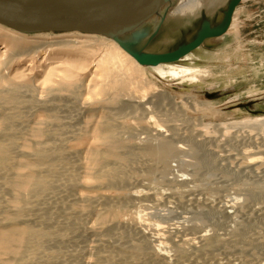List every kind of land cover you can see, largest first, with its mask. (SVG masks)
<instances>
[{"label":"rangeland","instance_id":"374dc122","mask_svg":"<svg viewBox=\"0 0 264 264\" xmlns=\"http://www.w3.org/2000/svg\"><path fill=\"white\" fill-rule=\"evenodd\" d=\"M225 9L223 8L222 10L223 14ZM236 10L235 26L238 29L237 32L232 30L233 32L231 31L220 37L217 42L196 48L193 50L194 59L192 61H184L186 64L206 70L205 72L208 75H205L202 79L182 81L181 78L172 76L161 77L156 74L153 69L148 67L145 71L146 74H144L146 78H142L144 77L142 76L139 78L140 80H134L135 83H133V87L138 86L137 90L136 88H129L122 91L119 94L120 97L118 95L119 99L115 104L110 103V100L115 96L116 89L104 87L106 80L99 73L95 72L96 63H91L92 59H88L79 66L58 61L54 64L56 66L54 69L48 70L46 67L47 63L44 61L41 54H37V57L32 59L31 56L33 53H26L20 58L15 59L12 64L5 65L6 67L4 66V69H1L3 66L0 67V75L3 76L4 73L6 75H4L6 80L4 82L0 81L1 89L4 91L6 89V91H8L11 84H25L21 87L22 89L20 88V103L14 105V103L11 102L14 106L9 103L8 100H1L3 104L0 103V116L2 114L13 116L15 113L14 116L17 114L16 118L20 120L19 122L16 120L17 122L15 124V127L19 130L18 135H16L19 143L18 151H29L31 149L28 147L30 143L33 144L34 140L36 141V139H39L35 137V134H33L35 135L34 137L32 136L34 129L32 126H35V124L38 125L40 122L46 123L50 121L51 112H55L58 118L66 120L68 118H76L75 121L79 123L77 127H80L77 128L74 126L73 129L75 128L76 131L80 129L83 130L77 131L79 133L78 135H71L69 133L71 136L68 135L72 137V139L69 137V141L67 140L66 142L67 146L65 145L64 149L69 154L71 153L69 151H72L71 154H74V148L78 149V152L75 153L76 157L70 154L71 158H68H70L69 161L71 164L74 162L73 164H79L78 166H81L79 167V176L85 183L95 181L93 178L94 176L91 174L93 171L90 170V172L92 171L90 173V168H88L90 163V159H88L90 152L88 151L104 147L102 143L100 144V140L94 136L96 134V127H98L100 119L103 120L106 115L112 113L111 111L113 110L116 122L119 121V123H123V130L120 131L121 133L119 132V134H122L121 139L128 141V143L131 142V145L138 146V144H141V146H143V143L145 144L144 139L147 141L150 136L154 135L153 132L155 133V130L152 128L156 125L157 120L159 124H163L162 128L165 130L164 134L167 133L166 135L172 137V141L174 140L175 144L182 146L183 150L170 160L169 169L166 174H163L165 178L161 176V173H156V176H154L155 182L152 181L149 183L148 180H143L144 182L135 181V184L133 183L134 185L128 186L129 189L125 187V190L117 187H103L98 189L99 192L111 195L114 198L113 204H117V202L120 204L115 205L116 207L119 206L117 209L113 205H110L111 207L105 206L106 209L103 207L104 205H101L102 207H98L96 211H92L89 214L90 216H88L87 220L86 216L84 218L85 220L82 221L84 226L88 224L98 227L99 225L98 228L101 230L105 227L103 226L101 228V225L106 224V226H108L110 224L109 226H114L115 224L111 234L116 231L115 235L117 236L107 232L106 234L110 236L107 238V235L103 232L106 235L105 244L107 243L105 250H109L112 246V250H118L121 248L120 244L122 246L123 243L126 242L124 244L125 246L130 243L129 241L136 239L137 236L139 237L140 228L137 226L135 219L141 217L142 221L146 224L144 225L143 223L141 227L147 231L146 233L149 231V234H151L154 228L159 227L166 229L165 233L171 236L173 241H171V243L169 242L170 246L168 245L167 247V252L171 258L170 264H264V234H261L264 233V190L261 191V193L253 189L254 185L255 188L256 185H264V164L259 165L250 162L254 157L257 159L259 157H264V130L257 128L250 129L247 124H245L246 126L243 125L244 123L225 126L232 121L244 120L246 117L250 118L256 115H264V0H242L236 7ZM204 19H208L213 25H217L221 22L222 17L212 19L207 15L192 21H179L168 17L166 12L157 34L147 44L143 46L140 45V47L147 52H165L172 50L192 37L202 26ZM52 34L58 33L53 32ZM90 55L93 56L92 58L95 56L98 58H105L107 53L105 48H100L94 54L91 52ZM65 68L72 70L75 75V85L71 90L62 83L61 75ZM148 82H150V84ZM143 85H145V87H143ZM102 87H104L105 90ZM156 91H160V94L157 95ZM162 96H164L163 99H161ZM43 100L47 103L42 102ZM29 101L33 102L31 103ZM41 102L42 104H40ZM138 103L142 105L139 107V114L135 113L133 110L134 106ZM20 108L22 109L20 110ZM16 111L19 112L16 113ZM115 114L117 116H115ZM150 114L151 116L154 115V119L147 120L150 119ZM168 114H170L172 119H166ZM23 116L24 118H22ZM143 116L145 117L143 118ZM248 118H246V120ZM41 124L42 123H40L39 126ZM44 125V127H46V124ZM213 126H215V129ZM40 127H43V125ZM211 129L213 130L211 131ZM2 134L3 133H1L0 136H2ZM201 134L206 135L207 138H201ZM3 135L5 136V134ZM4 136H2V139H4ZM195 136H199L198 140ZM5 137V139H7L8 136ZM139 140L144 142L140 143ZM260 147L263 151L259 150ZM19 158L21 159L22 157ZM143 159L144 158H142L141 161H143ZM20 166L25 167L22 165ZM25 168H23V171ZM196 168H198V170ZM5 172L4 170L3 173ZM138 172L143 174L141 169L138 170ZM88 173H90V175ZM166 177H168L167 179H173L174 177L185 179L186 184L184 183L185 186L183 184L182 187H180L181 192L179 191L180 189L177 191L174 190V188H176L174 185H172L171 188L172 183L170 184L169 182L170 185L167 184L168 181H166ZM55 184L57 188H55V192H51V195L47 193L48 197L46 194L43 195H46L45 199L46 201L48 200L47 204L42 205V207L40 205L39 208L41 212L38 208L39 210H33L35 211L34 213L55 211V209L57 211L58 208L55 207L57 206L55 204L58 203L60 206V203L55 195L59 197L60 194L63 195L66 191H64L65 188L63 186L61 187L60 183L57 181H55ZM135 189H139L141 195L139 198L140 200L137 198L134 199V201L136 200L134 202L126 198V193L134 191ZM11 190L13 189H11L10 185L0 178V193L2 194H0V199L1 203L5 205L4 207L8 210L11 209V204L14 206L11 199L14 190ZM80 191H82V189ZM146 191H149L148 195L144 193ZM82 192H87V189H83ZM119 197L123 202L118 199ZM9 198L10 200H7ZM51 198L55 199L53 201L55 206H52V202L48 203L52 201ZM119 200L122 203H120ZM5 201L7 202L6 204H4ZM127 201L129 202L127 203ZM233 202L238 203L235 204L236 207L233 206V208L224 209ZM48 204H50L52 208L50 205L48 207ZM45 208L49 210H45ZM111 208L114 212L108 211V209L110 210ZM114 208L117 212L119 210L121 212L115 215L116 210ZM3 212L4 211L1 212L0 217H4L7 210L5 213ZM34 213L30 212L27 216L34 217ZM101 219L102 221L104 219L105 223L101 222ZM33 220V224H40V220L35 218H33ZM199 224H201V227ZM208 224H210V226ZM240 224L246 226L244 229L246 235L254 234V237L256 236V243L252 248L248 247L244 250L242 249V251L241 247L240 249L237 247L239 245L236 246L235 244L234 246L233 243L230 242V244L235 247L233 249V246H231L228 241L229 247L226 246L227 244L225 243L226 245L220 244L217 245L218 247L214 246L206 250V248L202 249L201 243L198 241L193 242L194 245L192 243V245L184 243L183 241L187 236L192 237L194 235V237H196L201 232L207 233L208 237L228 239L229 237L225 236H228L229 233V236H231V231ZM100 229L98 232L103 234ZM121 229L124 233H122L123 231ZM120 232L121 234L118 236ZM126 232L131 235L130 238L128 234L127 238H133L132 240H121L125 234H127ZM258 232L261 235L260 237L257 236L259 235ZM70 234L66 237L68 239L64 238L63 240H56L55 243H48L47 248L53 251L46 252L55 254V256L50 255L52 256V258H50L51 261L54 258L53 261L59 262L57 264H65L66 262L69 264H95L94 256L96 255L94 253L97 254L96 250L98 248L97 246L94 247L92 243L94 242V237L99 234L95 233V235L92 232L83 230H77V232L72 233L73 235ZM111 236H115V239ZM182 237L184 238L181 239ZM178 239H181L180 241L183 242L182 244L188 245H185L186 247L183 245L186 249L185 253L181 255L177 254V252L175 254L174 252L176 249L173 248L174 245V247L177 246L175 244L176 242H180ZM257 239L260 240L257 241ZM117 240H119L120 243ZM197 242L200 245H198ZM171 244L174 245L171 246ZM196 244L199 246L198 248ZM199 248L201 250H199ZM0 258L9 262V257L7 255L3 254ZM60 258H63L64 260L62 261L65 263L61 262ZM50 259L49 261H44V264H56L53 261L52 263ZM0 262L4 261L1 260Z\"/></svg>","mask_w":264,"mask_h":264},{"label":"bare ground","instance_id":"6f19581e","mask_svg":"<svg viewBox=\"0 0 264 264\" xmlns=\"http://www.w3.org/2000/svg\"><path fill=\"white\" fill-rule=\"evenodd\" d=\"M173 1L174 2L171 4L170 8L167 11L168 17H170L171 19H174V20H179V21H184V20L185 21H192L194 19L201 18V17L207 16V15L210 16L212 19H216V18H220V17L223 18L224 14H223L222 10H223V8L225 9L229 0H173ZM236 15H237V10L235 9L231 25L225 34L231 32L232 30L234 32H237L238 29L235 26L236 25L235 24ZM157 17L158 16H156L154 18L155 20H153V21L156 22L158 19ZM153 21H152V25L149 27V31H153L156 28V24H153ZM211 25H213V24L211 23ZM52 33H53V31H45V32H37V33H25V32H21V31H18L16 29H13L11 27L5 26L3 24H0V45H1L0 46V67L3 66V68H1V69H4L6 67L5 65L12 64V62L15 59L20 58L22 55H24L26 53H33L31 56L32 59H35L37 57L36 56L37 54H41L44 61L47 63L46 67L48 70L54 69L56 67L54 64L58 61H62L63 63L72 64L74 66H79V65L83 64L84 62H86L88 59H92L91 63L92 62L96 63L95 72L99 73L106 80V83L105 82H104L105 84L103 83L104 87L116 89L115 96L113 95L114 97H112V99L110 100V103H112V104L117 103L116 101L119 99V97H120L119 94L122 91L129 89V88H131V89L136 88V90H137L138 86L133 87L134 86L133 83H135L134 80L135 79L140 80L139 78L144 76V74H146L145 71H146V68H148V67L153 69V71L156 72V74H158L161 77L172 76L175 78H181L182 81L183 80L192 81V80H196L199 78L202 79L205 77V75H208L205 72L206 70L184 63V61L187 62V60L192 61L194 59L193 58L194 57L193 51L185 54L184 56H182L180 59H178L176 61L161 62V63L156 64V65H143V64H140L130 53H128L113 38L106 37V36L99 35V34H89V33H82V32H78V31H68V32H61V33L60 32H54V33H58V34H52ZM224 35H222V36H224ZM222 36L209 37L202 43L201 46L213 44L214 42H217L218 39ZM100 48H105L106 53H107L106 57L105 58H102V57L98 58L95 56L94 58H92L93 56L90 55L91 52H93V54H94ZM4 75H5V73H4ZM4 75L3 76L0 75V81L1 82H4L6 80ZM154 76H156V75H154ZM61 78H62V83L64 85L68 86L69 90H71V88H74L75 75H74V72L72 70L67 69V68L63 69V74L61 75ZM142 78H146V77L144 76ZM164 80H165V78H164ZM164 80H162V81H164ZM1 82H0V86H1ZM148 83L150 84V82H148ZM103 84H102V86H103ZM24 85L25 84H23V83L22 84L21 83L11 84L10 89L7 88L8 91H6L5 88H4L5 91L0 88V103H2L1 100H5V101L8 100L9 103L12 102V103H14V105L16 103H20L21 102V101L19 102L20 90L22 89L21 87H23ZM149 86H151V85H149ZM104 87H102V88L105 90ZM143 87H145V85H143ZM154 88H156V87H154ZM97 89H99V88H97ZM159 92H157V95L160 94ZM163 93H164V90H163ZM118 95H119V97H118ZM75 97H77V96H75ZM163 97L164 96H162L161 99H163ZM29 102H31V101H29ZM42 102H44V100ZM42 102L40 104H42ZM44 103H47V102L45 101ZM29 105H30V103H29ZM140 106H142L141 103H138L137 105L134 106L133 110L135 111V113L139 114V112H140L139 107ZM12 108H14V107H12ZM21 109L22 108H20V110ZM17 112H19V111H16V113ZM111 112L112 113H108L107 115L105 114L106 117L104 116L105 118L103 120L100 119V122H98V127H96L97 129L95 130L96 134L94 136H96L100 140L99 141L100 144L102 143V145L104 147L103 148H95L92 151H90V150L88 151V152H90L89 158H88V159H90V163L88 165V168H90L89 172H90V170L93 171V173H91L92 171L90 173L94 176L93 178L95 179V181H93L91 183H85L84 181H82L80 179L79 167H81V166H78L79 164H73L74 162L71 164L69 159L71 158L70 154L72 153V151H69V152H71L69 154L64 149V146L67 144L66 142L69 139V137L71 135H74V134L78 135L79 133L77 131L83 130V129H80V130L76 131L75 128L73 129L74 126L77 127V124H79L78 121H75L76 118L73 119V118H68L66 116L69 119V120L68 119L66 120V119L58 118L55 112H51V114H50L51 120L50 121H48L46 123L40 122V123H42L41 125H43V127H40L41 125L39 126L40 123L38 125L35 124V126L36 125L38 126V127L36 126V128H35V126H32V128H34L32 136L34 137L36 135L35 137L39 138V139L38 140L36 139V141L34 140L33 144L30 143V145L28 147H30L31 149L29 151H22V150L18 151L19 143H18V140H17L18 138L16 135H18L19 130L15 127V124L17 122L16 120H18V122L20 120L16 118L17 114H16V116H14L15 113L13 114V116H11L9 114H2L1 115L2 117L0 116V132L5 134V136H8L7 139H5L6 137L3 134H2V136H4V139H2V136H0V178L3 179V181H5V183L9 184L11 189L14 190L12 198L11 197L10 198L12 199V202L14 203V206H15V208H14V206L11 204L12 202L10 201L11 202L10 204L14 209L12 207H10L11 209L8 210L6 207H4L5 205H3L1 203V199H0V216H1L2 211H4L3 213H5V211L7 210V213H5V216L3 215L4 217H0V257L3 254L7 255L9 257L8 258L9 262H7V260H4L3 258L2 259L0 258V261L1 260L4 261V262H0V264H39V263L44 264V261L45 262L47 260L49 261V259L52 258V256H50V255L55 256L54 253L50 254V253L46 252V251H53V250H50L49 248H47L48 243H50V242L55 243L56 240H63L64 238L69 236L70 233L72 234L73 232H77V230H83L86 232L89 231V232H92L94 234L95 233L99 234V235L94 237V239H93L94 242L92 243L94 247L97 246V248H98L96 250L97 254L94 253L96 255V256H94L95 257L94 258L95 264H170L171 263V261H170L171 258L167 252V250H168L167 247H168V245L170 246L169 242L171 243V241H173L171 236L169 234L167 235L165 233L166 229L159 228V227H156V228L153 227L154 229L152 230L153 232L151 234H149L150 233L149 231H148V233H146L147 231L142 229L143 227H141L144 223L142 221L141 217H137L135 219L137 226L140 228L139 237L137 236V238H136L135 237L136 235H135L134 237L136 239L132 238L133 239L132 240V239H130L131 235L126 232L127 234H125V236H124L126 238L123 237L122 239L121 238L120 239L122 241H124L126 239H130L132 241H129L130 243L125 245V246H124V244L126 242L125 243L121 242V243H123V245L121 246V244H120L121 248L118 250L117 249L112 250L113 246L109 250H107V249L105 250V248H106L105 246H107L106 245L107 243L105 244V241H106L105 236L107 235L106 236L107 238L110 237L106 233L110 232V234H111V231L115 227V224H114V226H109L110 224L108 226H106V224L101 225V228L103 226H105L101 230L100 228H98L99 225H98V227H96L94 225H88V224L86 226H84L83 225L84 223H82V221L85 220L84 218L87 216V218H86V220H87L88 216H90L89 214L92 211H96V209L98 207H102L104 205L103 207L106 209L105 206L111 207L110 205H113L114 207H116L115 205L119 204L118 202H117V204H113L114 198L111 195H108V194L103 193V192H99L98 189L103 188V187L104 188L105 187H108V188L117 187L120 189H124L125 187L128 188V186L130 187V186L134 185L135 181L144 182L145 180H148L149 183L152 181L155 182L154 181V178H155L154 176H156L155 174L161 173L162 174L161 176L164 177L163 174H166L168 169H169L170 160L176 154H178L180 151L183 150L181 145L178 146L177 144L174 143V140L172 141V137L167 136L166 132H165L166 134H164L165 130L162 128L163 124L162 125L159 124V122L157 120H156V125L153 128L151 127L153 130H155V133L153 132L154 135L153 136H150L151 134L148 135L150 137L147 139V141H146V139H144L145 144L143 143L144 141H142L143 139L141 141L139 140L140 143H143V146H141V144H138V146L135 145L136 147L134 145H131L132 144L131 142L128 143V141H124L123 139H121L122 134H119V132L121 130H123V126H122L123 123H119V121L116 122V119H115L114 114H113L114 110ZM148 112H149V110H148ZM19 115H18V117L20 118ZM141 115H140V117H141ZM115 116H117V115L115 114ZM137 116H139V115H137ZM153 116L154 115L151 116V114H150V117H149L150 119H147V120H151L153 118ZM144 117L145 116H143V118ZM22 118H24V116ZM246 118H248V117H246ZM246 118L244 120H241V121H238V120H236L235 122L232 121L231 123H228L225 126L227 127V126H232V125H240V124L244 123L243 125L247 124V126L250 127V129L257 128L260 130H264V115L252 116V117L248 118L247 120H246ZM166 119L167 120L172 119L170 114L167 115ZM44 124H46V127H44L45 126ZM78 127H80V126H78ZM213 127L215 129V126H213ZM24 128H26V127H24ZM124 128H125V125H124ZM210 128H211V126H210ZM19 129H21V128H19ZM212 130L213 129H211V131ZM85 131H86V129H85ZM82 133H80V134H82ZM33 134H35V135H33ZM200 136H201V138H207V136L204 134H201ZM198 137L199 136L196 137L197 140H198ZM97 138H96V141H97ZM126 138L128 140L127 136H126ZM70 139H72V137H70ZM154 141H156V142H154ZM139 145H140V147H139ZM192 146H193V144H192ZM260 148H259V150H262V148L261 149ZM76 152H78V149L74 148L73 149L74 154H71V155L75 156ZM68 154H69V156H68ZM253 155H255V154H253ZM19 157H22V158L20 159ZM68 157H70V158H68ZM142 158H144L143 161H141ZM82 160H83V158H82ZM88 162H89V160H88ZM250 162H252V163L254 162L255 164L257 163L259 165H261V164L263 165L264 164V157H259L258 159L254 157V159H251ZM75 163H77V162H75ZM18 165L19 166L20 165L25 166L26 168L20 166L21 167V169H20V167ZM23 168H25L26 170L24 169V171H23ZM198 168H196V169L198 170ZM140 169L143 172V174L138 172V170H140ZM196 169H194V170L196 171ZM4 170L6 171L5 173H3ZM196 172H198V171H196ZM90 173H88V174L90 175ZM165 176H167V175H165ZM167 178L168 177H166V179ZM55 181L60 183L61 187L63 186L65 188L64 191H66V192H64L63 195L60 194L59 197H58V195L54 194L55 196H57L59 203H60V206L58 205V203L55 204L57 206L54 205L53 201L55 199H52L53 197L51 198L52 201L49 200L50 202H48V203L52 202V206H55L56 208H58L57 211L53 207L55 209V211L53 210V211H48V212H44V213H38L36 211L37 213H34L35 211H33V210L38 209L40 205L42 207V205L47 204L48 200L46 201V199H45V196L47 195V193L49 195H51L52 194L51 192H55L54 191L56 188ZM166 181H168L167 184H169V182H170V184L172 183L171 188H172V185H174V187H176V188H174V187L173 188L176 191L179 190L180 187H182V185L186 182L185 179H183L181 177H174L173 179L170 178V179H167ZM185 184H184V186H185ZM139 186H140V184H139ZM81 189H82V191H83V189H87V192H82V191H80ZM253 189H255V191H257V192H261L264 190V185H256V188L254 185ZM13 190H11V191H13ZM179 191L181 192V189ZM146 192H144V193L148 195L149 191L147 193ZM144 193H142V194H144ZM44 194H46V195L43 196ZM56 194H58V193H56ZM140 195H141V193H140L139 189L138 190L135 189L134 191H129L128 193H126V198L134 201V199H137V198L139 199ZM118 196H119V193H118ZM47 197H48V195H47ZM10 198L7 200H10ZM121 198H122V196H121ZM121 198L119 197L118 199L121 200ZM123 198H125V197H123ZM47 199H50V198H47ZM58 200H56V201H58ZM6 201L4 204L7 203ZM116 201H118V200H116ZM121 201H120V203L123 202V201L122 202ZM128 202L129 201H127V203ZM235 204H238V203L233 202V203L227 205V207L224 209H230V208H233V206L236 207ZM49 205L50 204H48L47 206L49 207ZM122 205H124V204H122ZM125 206H126V203H125ZM50 207H51V205H50ZM117 207H119V206H117ZM117 207H116V209H117ZM4 208H6V209L3 210ZM46 209L49 210L48 208H45V210ZM108 211H113V209L112 208L110 210L108 209ZM30 212L34 213V217L27 216L28 213H30ZM40 212H41V209H40ZM42 212H43V210H42ZM113 212H111V213H113ZM120 212H121L120 210L118 212L116 210L115 215L117 213L119 214ZM206 212H207V210H206ZM33 218L40 220V224H38V223L33 224V222H32ZM105 218H106V215H105ZM229 219H231V218H229ZM198 220H200V219H198ZM101 222H104V219H103V221L101 219ZM116 222L118 223L117 220H116ZM111 224H112V222H111ZM144 225H146V224L144 223ZM200 225L201 224H199V226ZM208 225L210 226V224H208ZM116 226H117V224H116ZM245 227L246 226H244L243 224L238 225L236 228H234L231 231V233H232L231 236H229L230 233L228 236H225V237H229L228 239L227 238H221V237L220 238L219 237H208L207 233L201 232L196 237H194V235L192 237L187 236L183 241H184V243H189V244L192 243L193 245H194L193 242L198 241L201 243L202 249L206 248V250H207V248H211V247L213 248L214 246H217L220 244H225V243L227 244V245L226 244L225 245L228 246V241H229V244L231 242V243H233L234 246H235V244H236V246L239 245L237 247H239V249L241 247V250L242 249L244 250L248 247L252 248V246H254L256 243V241H255L256 236L254 237V234L246 235L244 233ZM99 229H100L101 233L105 232L106 235L104 233L100 234L98 232ZM190 230H192V229H190ZM194 230H196V229H194ZM115 232H113L114 235H115ZM122 233H124V231ZM113 234H111V235H113ZM119 234H121V232L118 233V236H119ZM128 234L130 236H128ZM258 234H259V232H258ZM261 234H264V233H261ZM255 235H256V233H255ZM115 236H117V235H115ZM115 236L114 237L111 236V237L115 239ZM127 236L130 238H127ZM257 236L260 237L261 235L259 234ZM183 238L184 237H182L181 239H183ZM66 239H68V238H66ZM258 240H260V239H257V241ZM117 241H119V240H117ZM119 243H120V241H119ZM182 243L183 242H181V241L178 243L176 242L175 243L177 245L176 247H174L175 246L174 244H171V246L174 245L173 248L176 249V251L174 250L175 254H176V252H177V254H180V255L182 253H185V249H186L185 247L188 245L185 244L186 245L185 246ZM198 245H200V244L198 243ZM233 245H231V246H233ZM196 246H197V244H196ZM234 246H233V249L235 248ZM198 247L199 246H197V248ZM116 248H118V247H116ZM199 250H201V249L199 248ZM55 252H57V251H55ZM206 252H208V251H206ZM77 254H79V253H77ZM56 256H58V255H56ZM62 256H63V254H62ZM72 258H73V256H72ZM53 260H54V258L52 259V261ZM62 260H64L63 258L60 261L65 263ZM50 261H51V259H50ZM53 262H55L56 264L59 263L58 261L57 262L53 261ZM256 263H258V262H256ZM47 264H49V263H47ZM65 264H69V263L66 262ZM238 264H240V263H238ZM246 264H248V263H246Z\"/></svg>","mask_w":264,"mask_h":264},{"label":"water","instance_id":"95a60500","mask_svg":"<svg viewBox=\"0 0 264 264\" xmlns=\"http://www.w3.org/2000/svg\"><path fill=\"white\" fill-rule=\"evenodd\" d=\"M241 1L229 0L219 24L211 25L204 19L192 37L165 52H147L140 45L157 34L173 0H0V24L25 33L78 31L103 35L115 39L140 64L156 65L176 61L207 38L224 35ZM152 21L156 28L149 31Z\"/></svg>","mask_w":264,"mask_h":264}]
</instances>
